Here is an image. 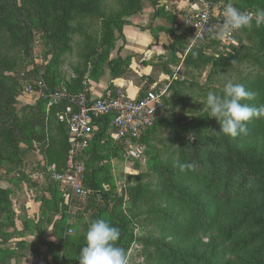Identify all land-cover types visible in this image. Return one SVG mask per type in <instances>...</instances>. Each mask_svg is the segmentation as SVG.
Instances as JSON below:
<instances>
[{"label":"rangeland","instance_id":"1","mask_svg":"<svg viewBox=\"0 0 264 264\" xmlns=\"http://www.w3.org/2000/svg\"><path fill=\"white\" fill-rule=\"evenodd\" d=\"M133 1L18 0L24 14L17 21H11V15L0 17L4 28L0 109L9 103L19 120L18 127L0 138V264L26 262L27 255L18 252L16 243L26 241L16 238L32 233L38 243L44 231L51 241L38 255L34 253L37 263L49 253L52 264H75L76 248L85 244V233L96 219L119 229L117 244L130 254V264H196V258L209 255H214L212 264H225L230 258L222 242L214 253V233L191 219L194 206L180 200L168 179L186 196L202 186L217 188L178 167L185 163L182 150L195 132L200 142L210 144L207 152L217 153L216 160L224 144L252 150L257 143V136L233 138L220 133L217 119L208 116L198 101L205 100L209 91L221 93L232 79L256 93L247 103L263 105L256 87L264 82V25L237 30L223 39L218 34L222 24L215 20L198 48L193 49L185 34L150 61L154 73H142L139 63L132 56H121L116 45L123 27L119 20L128 21L141 10L127 15ZM230 3L246 12L264 9V0ZM113 76L121 81L134 78L133 93L140 95L153 83H167L166 106L142 144L143 158H132L123 146L104 142L96 152L100 159L88 163L96 189L87 179L90 194L67 200L47 171V163L62 156L64 129L42 92L65 89L97 95L115 87L123 90L108 85ZM40 80L44 88L38 85Z\"/></svg>","mask_w":264,"mask_h":264},{"label":"trees","instance_id":"2","mask_svg":"<svg viewBox=\"0 0 264 264\" xmlns=\"http://www.w3.org/2000/svg\"><path fill=\"white\" fill-rule=\"evenodd\" d=\"M141 1L134 0L132 4L129 3L132 8H129L131 10L127 12V15L138 12L141 8ZM224 2L226 4L230 3L228 0H224ZM17 4L18 0H0V17L11 15V21H17L22 13L24 14L22 8L17 7ZM20 22L22 21L20 20ZM127 22V20L122 18L119 20L121 26ZM3 33L4 28L1 29L0 27V47L4 40ZM256 88L259 89L264 105V82L260 83ZM2 99V96H0V100ZM166 103L167 97L165 106ZM49 107L53 111V118L64 129V138L61 143V158L50 160L47 163V167L55 164L59 170L63 168L68 152V130L66 123L60 121L56 115L57 112L62 110L61 107ZM159 119L160 114L154 124L140 135L138 142L141 145L147 134L153 131ZM18 121L14 110H10L9 103H5L0 109V138L8 131L14 130L16 125L18 127ZM97 123L98 128L95 130L91 143L85 152L87 166L86 184L88 186L87 179H89L90 185L94 190L96 185L93 178L88 174V163H90L89 160L100 159L101 154L96 153L99 146L105 142L111 143V146L118 144L126 149L125 142L113 140L109 132V119H102L97 121ZM247 128L248 136L258 137L257 143H253L254 147L252 150H243L238 144L231 142L222 146L221 156L217 160V153L207 152L210 144L200 142L198 132H195L190 142L187 141L185 144L182 150L185 163L194 165V169L190 171L195 175L198 182L213 183L216 185V189L206 190L202 186L194 195L186 196V194L178 190L175 191L171 187V179L167 177L169 178L170 188L174 192L181 194L182 198L180 200L187 207L192 208L194 206L193 211L190 209L189 216L191 219L198 222L200 228L214 233L212 236L210 235L214 253L219 243L225 244V253L227 252L230 256L225 264H264V118H253L247 122ZM19 131L24 133L25 129L20 127ZM216 146L218 147V145ZM146 153L147 150L145 151ZM54 183L59 188L58 183ZM249 196L250 198L246 199ZM102 197L105 199V194H102ZM251 199L252 201L250 202ZM228 207L232 208V210H228ZM82 246L84 245L79 243L76 248L77 257ZM77 257L75 264H78ZM213 257L214 255L203 258L198 257L195 263L212 264L209 260ZM178 262L180 263V261Z\"/></svg>","mask_w":264,"mask_h":264},{"label":"built area","instance_id":"3","mask_svg":"<svg viewBox=\"0 0 264 264\" xmlns=\"http://www.w3.org/2000/svg\"><path fill=\"white\" fill-rule=\"evenodd\" d=\"M196 9L192 15L189 39L196 37L197 44L207 38L214 21L223 23L224 0H193ZM195 35V36H194ZM227 39L229 37H221ZM38 85L44 88L43 81ZM168 84H153L142 95L130 96L123 90L111 88L101 95L73 93L65 89L42 92L48 106H60L56 115L64 121L68 130V152L63 168L55 164L47 167L49 177L58 183L67 200L90 194L86 184V149L91 143L97 121L109 119V132L114 141L125 142L126 151L132 158H143L142 145L138 138L151 127L165 107Z\"/></svg>","mask_w":264,"mask_h":264},{"label":"clouds","instance_id":"4","mask_svg":"<svg viewBox=\"0 0 264 264\" xmlns=\"http://www.w3.org/2000/svg\"><path fill=\"white\" fill-rule=\"evenodd\" d=\"M264 25V9L254 12L241 11L233 4L226 5L223 12V23L219 28V35L230 37L240 29H251L253 26ZM195 36V35H194ZM196 37L192 41L193 49L198 48ZM193 56L197 51L192 50ZM256 93L246 89L244 84L227 80L221 93L209 91L206 99L198 101L204 105L205 113L217 119L220 133L230 137L247 135V122L253 118H264V105L254 107L246 101L255 99ZM181 171L193 170L191 163H179ZM120 231L105 219L92 221L85 233V244L77 257L78 264H130V254L117 241Z\"/></svg>","mask_w":264,"mask_h":264},{"label":"crops","instance_id":"5","mask_svg":"<svg viewBox=\"0 0 264 264\" xmlns=\"http://www.w3.org/2000/svg\"><path fill=\"white\" fill-rule=\"evenodd\" d=\"M228 1L231 2L234 0ZM195 9L196 4L193 0H142L140 12L129 18L128 22L122 27L121 36L116 43L119 47L118 49H120L121 56H132L134 62L139 63V68L137 69L142 73H154L155 69H153L150 61L156 55L165 51L176 39L183 38L185 34L190 35L192 15ZM130 63L133 64V61ZM135 82L134 78L122 79L121 81L119 77L113 76L108 85H118L123 88L124 92L127 91L125 92L126 94L138 96L140 94L133 93V89L137 87ZM106 90H103L97 95H101ZM23 236L16 238L22 239L21 241H26L16 242L18 243V252L22 255H27L25 257L26 262L22 264H52L48 259L49 253H46L44 259L40 258L39 263L36 261L38 259L34 257L38 255L37 253L45 250L47 244L50 243L51 238L47 231L40 234L38 243L33 241L34 234L32 233L25 237ZM24 244H27L26 247L28 246L30 250L25 249Z\"/></svg>","mask_w":264,"mask_h":264}]
</instances>
